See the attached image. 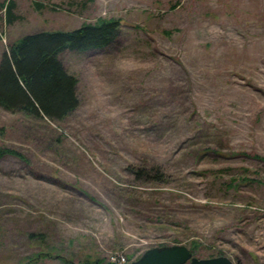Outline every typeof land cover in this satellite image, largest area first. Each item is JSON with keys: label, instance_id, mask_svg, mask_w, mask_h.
I'll return each mask as SVG.
<instances>
[{"label": "rangeland", "instance_id": "rangeland-1", "mask_svg": "<svg viewBox=\"0 0 264 264\" xmlns=\"http://www.w3.org/2000/svg\"><path fill=\"white\" fill-rule=\"evenodd\" d=\"M16 2L0 57L98 18L122 33L61 54L79 79L65 120L0 108V147L24 156L0 158V264H109L172 244L264 264V0Z\"/></svg>", "mask_w": 264, "mask_h": 264}, {"label": "trees", "instance_id": "trees-1", "mask_svg": "<svg viewBox=\"0 0 264 264\" xmlns=\"http://www.w3.org/2000/svg\"><path fill=\"white\" fill-rule=\"evenodd\" d=\"M35 5L38 10L44 6L38 1ZM16 10V0L1 2L0 22L13 24L22 20L23 16ZM121 33L118 19L98 18L95 23H83L75 29L38 30L14 40L0 57V108L51 122L65 120L80 106L79 79L68 71L61 54L66 50L104 48ZM6 154L24 157L15 149L0 147V158ZM138 174L147 176L149 172L138 169ZM156 176L159 177V172ZM93 264H103V261L98 259Z\"/></svg>", "mask_w": 264, "mask_h": 264}, {"label": "water", "instance_id": "water-1", "mask_svg": "<svg viewBox=\"0 0 264 264\" xmlns=\"http://www.w3.org/2000/svg\"><path fill=\"white\" fill-rule=\"evenodd\" d=\"M124 264H236L227 256L199 258L183 244L154 246L139 258Z\"/></svg>", "mask_w": 264, "mask_h": 264}, {"label": "built area", "instance_id": "built-area-1", "mask_svg": "<svg viewBox=\"0 0 264 264\" xmlns=\"http://www.w3.org/2000/svg\"><path fill=\"white\" fill-rule=\"evenodd\" d=\"M130 262V259L123 254L111 255L108 259L109 264H124Z\"/></svg>", "mask_w": 264, "mask_h": 264}]
</instances>
